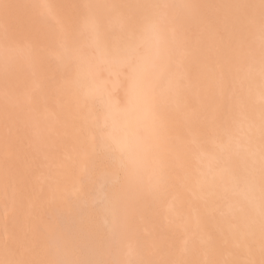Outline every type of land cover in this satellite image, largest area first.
<instances>
[{"label":"snow or ice","instance_id":"6c2138e0","mask_svg":"<svg viewBox=\"0 0 264 264\" xmlns=\"http://www.w3.org/2000/svg\"><path fill=\"white\" fill-rule=\"evenodd\" d=\"M0 264H264V0H0Z\"/></svg>","mask_w":264,"mask_h":264}]
</instances>
